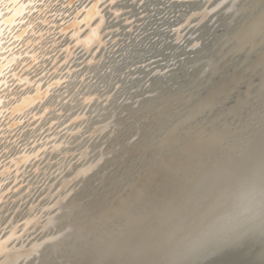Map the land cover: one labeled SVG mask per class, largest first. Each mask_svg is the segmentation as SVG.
Segmentation results:
<instances>
[{"label": "bare ground", "instance_id": "bare-ground-1", "mask_svg": "<svg viewBox=\"0 0 264 264\" xmlns=\"http://www.w3.org/2000/svg\"><path fill=\"white\" fill-rule=\"evenodd\" d=\"M41 1H45L43 7L29 18L32 19L33 33L28 31L17 41V46L13 45L21 55L9 70H15V74L13 77L8 74L6 78L11 89L7 90V85L3 91L5 103L2 109L7 111L0 115V176L10 174V178L0 180V195L9 194L0 208V264H10L11 259H15L16 264H38L36 261L42 250L48 248L50 252L49 240L79 208V201L73 199L76 186L83 183L85 176L112 152L111 148L104 152L99 149L102 144L97 146L95 156L90 155L92 150L88 151L91 140L95 141L104 133L105 137L109 136L120 127L122 121L112 103L125 95L123 102L131 95L133 104L138 103V89L148 82L147 77L164 74L179 62L172 63V59L167 58L177 59L182 55L176 50L182 47L184 32L191 25L197 26L211 13L223 11L229 13L228 17L234 15L239 3L234 5L231 2V5L229 0ZM46 17L51 22L47 25L41 22ZM19 30L17 28L15 34ZM198 30L199 27H192L187 32L190 38L184 48L197 45L202 36L195 37ZM166 50H171V54H165ZM209 62L210 59L203 72ZM141 74H145L143 78H139ZM109 81L113 83L107 89ZM128 85L129 90L135 91L125 92ZM106 110L108 114L105 116ZM26 130V141L20 144L19 138ZM34 133L36 137L30 138L29 135ZM240 150L239 156L234 151L230 153L236 158L213 164L187 186L177 187L175 194L160 198L156 206L128 221L119 250L123 263L178 264L191 254L210 251L239 235L213 255L245 240L243 246L246 239L263 242L264 253V140L258 139L244 151ZM5 180L10 182L3 188L1 184ZM147 188L134 191L126 202L113 210L112 215H123L130 206L145 201ZM72 202L78 203L71 210L72 215L65 219L59 217L52 225L54 212ZM246 231L250 234L244 235ZM251 244L250 241L249 247ZM34 246L38 251L29 253ZM239 246L243 250L244 246ZM249 247L247 245V249ZM17 252L20 254L18 258ZM87 254L75 261L83 263L88 259Z\"/></svg>", "mask_w": 264, "mask_h": 264}, {"label": "rangeland", "instance_id": "rangeland-1", "mask_svg": "<svg viewBox=\"0 0 264 264\" xmlns=\"http://www.w3.org/2000/svg\"><path fill=\"white\" fill-rule=\"evenodd\" d=\"M229 1L227 3L232 2L234 5L239 2L237 12L229 17V13L223 11L216 12L214 15L211 13L197 26L191 25L184 32L185 39L182 40V47L176 50L177 54L182 55L177 59L170 56L167 58L168 60L172 59V63H176L178 60L179 62L165 70L164 74H150L146 79L148 82L145 85L141 84L138 89L137 93L140 94L138 103L133 104L134 99L131 95L130 97L128 95L130 99L125 102L123 99L126 95L112 103V108L116 109L115 111L122 121L120 127L109 136L105 137L104 133L95 141L91 140L88 143L90 147L88 151L92 150L90 154L92 157L98 151L97 146L101 144L99 149L103 152L110 148L112 152L85 176L83 183L76 186L73 195V199L77 198L76 200L79 201L76 214L72 215L71 210L78 204L77 202V204L72 202L68 207L62 205L59 210L54 212L55 218L52 225L54 220L59 217L62 219L69 218L71 215L72 217L53 234L49 240L50 252L48 248L42 250L40 260L38 259L36 263L124 264L119 250L122 246V238L126 233L125 224L128 221L144 214L148 208L156 206L155 204L159 203L160 198L162 200L175 194L177 187L187 186L194 177L203 170L211 168L213 164L224 159L236 158V155L239 156L242 153L240 148L244 151L248 145L258 139L264 140V0ZM36 25L37 23L34 24V26ZM192 27H199L195 37L202 35L201 39L195 47L184 48L187 44L186 41L190 38L187 32ZM168 42L166 41V43ZM207 44L210 45L207 46ZM162 47L164 44L160 46V49ZM229 47L231 48L229 49ZM15 53L18 51L16 50ZM164 53L170 55L171 50H166ZM208 59L210 62L206 66V72H203ZM195 60L196 63L193 64ZM215 63L218 65L216 66ZM177 68L180 70H176ZM144 75L141 74L139 78H143ZM112 83L109 81L107 89L111 88ZM129 88L128 85L124 91L131 93L135 91V89L129 90ZM153 89L156 90L153 93H144ZM244 98L247 99V102ZM242 101L245 103L243 104ZM191 105L192 108H190ZM237 107L242 109L239 110ZM104 114L106 116L108 111L106 110ZM245 128L249 132L246 130V133ZM27 131L20 136V144L26 141L24 135ZM36 135L34 133L29 136L35 138ZM86 137L87 135L82 139V142ZM206 140H209V143ZM228 141L230 142L227 143ZM202 145H204L203 151H201ZM233 151L236 155L230 154ZM215 155L219 157L216 156V158ZM194 159L196 160L194 161ZM186 165L187 167H185ZM7 177L10 178V174L0 176V180ZM9 182L10 180H5L1 186L7 187ZM145 188L148 193V198L145 201L130 206L123 215H112L113 210H116L134 191ZM8 195V193L0 195V208ZM108 209L109 211H107ZM109 216L112 219L108 218ZM114 219H117L116 222ZM244 233V235L250 234L247 231ZM239 236L231 240L239 238ZM246 241L248 247L250 241L252 244L254 242L249 239ZM222 243L210 251L191 254L178 264H212L213 261L218 262L217 264H264L263 245L261 246L263 242L256 241L247 249L246 244H243L245 248L242 246V243H245L244 240L232 248L224 249L213 255L225 244ZM97 244L102 246H99L102 250L98 248ZM239 245L243 247V250H240ZM112 246L114 247L112 248ZM37 251L38 248L34 246L30 248L29 253L35 254ZM86 253L89 256L83 263L75 261ZM96 253L99 255V259ZM19 255L17 252L16 258ZM212 258L213 261H211ZM14 260L11 259L10 264H16Z\"/></svg>", "mask_w": 264, "mask_h": 264}, {"label": "water", "instance_id": "water-1", "mask_svg": "<svg viewBox=\"0 0 264 264\" xmlns=\"http://www.w3.org/2000/svg\"><path fill=\"white\" fill-rule=\"evenodd\" d=\"M39 3L41 4L39 5ZM43 3H45V1L41 0H0V115L7 111L2 109L5 103L3 91L9 84L6 78L8 74H10V77H13L15 70H9H11L12 66L15 65L20 57L18 53H15L16 48H13V45H16L17 41L28 31L33 33L32 19L29 20V18L32 13L39 11L40 8L43 7ZM40 18L41 17H39V19ZM41 22L46 25L47 23L49 24V17L41 19ZM51 27L53 28V26ZM17 28H20V30L15 34ZM37 37L39 38L40 35L38 34ZM36 60H38V57L35 54L34 61ZM9 86L10 85H8L7 90L11 89ZM16 108L18 107H15V109Z\"/></svg>", "mask_w": 264, "mask_h": 264}]
</instances>
